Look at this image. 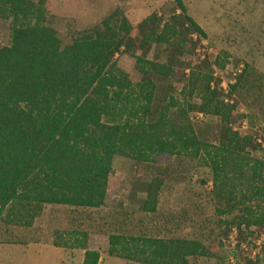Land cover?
<instances>
[{"label":"trees","instance_id":"16d2710c","mask_svg":"<svg viewBox=\"0 0 264 264\" xmlns=\"http://www.w3.org/2000/svg\"><path fill=\"white\" fill-rule=\"evenodd\" d=\"M172 1L178 13L165 20L151 14L137 24L141 53L133 59L141 78L132 83L113 62L115 53L132 45L131 26L116 10L61 45L45 22L41 0H0V18L9 20V43L0 46V220L29 226L43 204L102 205L114 155L140 162L168 155L209 169L210 192L219 204L215 212L231 214L220 222L238 232L264 227V160L251 154L256 147L250 136L231 127L234 104L225 98L238 82L222 94L205 65L183 67L175 59L144 56L152 43L185 51L184 34L204 36L181 0ZM212 64L223 67L216 57ZM180 65L187 69L181 102L169 93ZM244 72L242 65L233 80ZM153 77L167 80L162 97ZM190 112L216 118L214 141L199 137ZM157 185L146 184L143 211H155ZM83 239L80 233L53 246L84 248ZM107 241L109 255L142 264H188L205 254L196 239L112 233ZM98 257L85 248L80 264H97Z\"/></svg>","mask_w":264,"mask_h":264},{"label":"rangeland","instance_id":"374dc122","mask_svg":"<svg viewBox=\"0 0 264 264\" xmlns=\"http://www.w3.org/2000/svg\"><path fill=\"white\" fill-rule=\"evenodd\" d=\"M41 1L45 22L55 30L61 45L100 25L113 10L124 16L131 26L132 45L128 51L115 53L113 62L128 72L132 83L141 78L133 59L141 53L136 48L137 24L151 14L165 20L172 12H179L172 0ZM181 2L186 15L198 24L204 36L184 34L188 42L184 44L185 51L152 43L144 53L145 58L158 62L175 59L183 67L205 65L212 71L213 83L218 80L222 94L237 81L236 89L225 97L234 104L231 127L240 136L249 135L256 147L251 154L264 160V0ZM8 43L9 20L0 18V46ZM215 57L223 63L222 68L213 66ZM239 64L245 66V72L233 80L232 73ZM183 67H174L170 79L169 93L180 102L187 72ZM153 80L157 97H162L167 80L155 77ZM191 102L199 101L192 97ZM195 114L189 113V121L199 137L214 141L219 127L216 118ZM111 169L102 205L86 208L43 204L29 226L0 220V264H80L85 248L98 253L97 264H142L109 255L107 236L112 233L157 237L163 241L174 237L199 240L205 254L189 258L188 264H264L263 254L247 259L241 252L240 243L245 241L246 230L232 234V225L220 222L228 220L231 214L221 217L216 214L219 204L210 192V171L195 159L160 155L153 162H140L114 155ZM148 182H159L154 212L141 209ZM261 207L264 208V203ZM80 233L84 234V248L53 246V242H71Z\"/></svg>","mask_w":264,"mask_h":264},{"label":"built area","instance_id":"2783aa9c","mask_svg":"<svg viewBox=\"0 0 264 264\" xmlns=\"http://www.w3.org/2000/svg\"><path fill=\"white\" fill-rule=\"evenodd\" d=\"M241 65L242 64L238 65L236 72L239 73L240 69L242 68ZM195 115H196L195 117L201 116V114L199 113H196ZM231 231H232V234H236L237 229L235 227H231ZM245 234H246L245 241L240 243V246H241L240 248H241V252L243 251L247 259H253L258 254L264 255V227L257 228V227L251 226L246 230Z\"/></svg>","mask_w":264,"mask_h":264},{"label":"crops","instance_id":"0c3cea01","mask_svg":"<svg viewBox=\"0 0 264 264\" xmlns=\"http://www.w3.org/2000/svg\"><path fill=\"white\" fill-rule=\"evenodd\" d=\"M82 258V257H81ZM81 263V262H80Z\"/></svg>","mask_w":264,"mask_h":264}]
</instances>
